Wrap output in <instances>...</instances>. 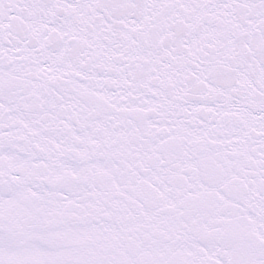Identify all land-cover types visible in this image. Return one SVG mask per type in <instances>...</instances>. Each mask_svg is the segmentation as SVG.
Segmentation results:
<instances>
[{
    "label": "snow or ice",
    "instance_id": "1",
    "mask_svg": "<svg viewBox=\"0 0 264 264\" xmlns=\"http://www.w3.org/2000/svg\"><path fill=\"white\" fill-rule=\"evenodd\" d=\"M0 264H264V0H0Z\"/></svg>",
    "mask_w": 264,
    "mask_h": 264
}]
</instances>
